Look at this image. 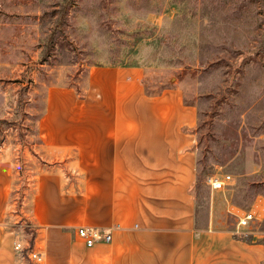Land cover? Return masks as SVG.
Instances as JSON below:
<instances>
[{
    "label": "rangeland",
    "instance_id": "obj_1",
    "mask_svg": "<svg viewBox=\"0 0 264 264\" xmlns=\"http://www.w3.org/2000/svg\"><path fill=\"white\" fill-rule=\"evenodd\" d=\"M121 63L144 67L148 92L176 84L196 106L198 223L212 205L219 227L262 245L264 264V217L239 226L235 214L264 196V0H0V151L15 163L21 260L35 264L28 215L42 167L23 150L38 142L48 88L82 91L88 66ZM224 173L232 182L213 189Z\"/></svg>",
    "mask_w": 264,
    "mask_h": 264
},
{
    "label": "crops",
    "instance_id": "obj_2",
    "mask_svg": "<svg viewBox=\"0 0 264 264\" xmlns=\"http://www.w3.org/2000/svg\"><path fill=\"white\" fill-rule=\"evenodd\" d=\"M144 77L139 65L94 64L82 91L48 88L38 142L23 150L42 166L28 215L33 250L43 264H262V245L219 227L212 205L198 223L197 108L176 84L148 92ZM1 150L0 264H25L9 216L15 163ZM256 208L264 217L263 195ZM83 225L111 241L86 246L76 236Z\"/></svg>",
    "mask_w": 264,
    "mask_h": 264
},
{
    "label": "built area",
    "instance_id": "obj_3",
    "mask_svg": "<svg viewBox=\"0 0 264 264\" xmlns=\"http://www.w3.org/2000/svg\"><path fill=\"white\" fill-rule=\"evenodd\" d=\"M232 180V174L224 173L220 177L211 176L209 178V183L213 189L224 191ZM236 215L238 217L239 226H248L252 221H258L263 218L262 212L259 208L248 210L242 214L236 213ZM76 236L88 247L93 246L99 241L109 242L112 239V235L108 230L87 225L77 227ZM15 248L16 250L22 251L23 243L17 242ZM29 254L35 263L43 264L45 262V255L42 251L32 250Z\"/></svg>",
    "mask_w": 264,
    "mask_h": 264
}]
</instances>
